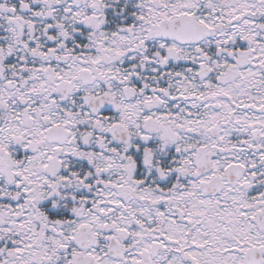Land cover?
<instances>
[{"label":"snow or ice","instance_id":"6c2138e0","mask_svg":"<svg viewBox=\"0 0 264 264\" xmlns=\"http://www.w3.org/2000/svg\"><path fill=\"white\" fill-rule=\"evenodd\" d=\"M0 264H264V0H0Z\"/></svg>","mask_w":264,"mask_h":264}]
</instances>
